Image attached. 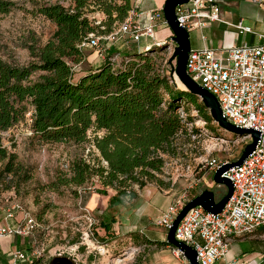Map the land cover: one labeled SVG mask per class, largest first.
Returning a JSON list of instances; mask_svg holds the SVG:
<instances>
[{"label": "trees", "instance_id": "obj_1", "mask_svg": "<svg viewBox=\"0 0 264 264\" xmlns=\"http://www.w3.org/2000/svg\"><path fill=\"white\" fill-rule=\"evenodd\" d=\"M73 2L69 8L59 3L39 7V13L56 28L45 44L29 47L32 60L18 63L0 56V137L1 132L24 123L31 111V135L37 140L88 144L94 156H75L69 176L56 184L87 187L96 180L100 188L94 192L106 196L108 189L113 190L108 203L114 204L132 186L162 184L159 174L165 156H177L181 150L178 137L199 133L198 128L188 129V123L194 117L205 125L213 119L198 96L177 87L168 62L154 55L164 43L147 48L138 45L117 66L107 54L97 67L83 69L85 48L78 45L89 33L112 32L125 18L131 1ZM90 3L98 6L103 19L85 14ZM12 5L10 0H0V13ZM75 65L78 71L72 70ZM189 106L195 111L193 116ZM0 161V185L6 177L19 176L16 154L1 143ZM202 175L194 172L195 178ZM26 179L22 175L20 181ZM99 224L107 235L110 222ZM145 241L153 242L147 237ZM154 242L169 245L165 240ZM0 259L4 261L3 256Z\"/></svg>", "mask_w": 264, "mask_h": 264}, {"label": "rangeland", "instance_id": "obj_2", "mask_svg": "<svg viewBox=\"0 0 264 264\" xmlns=\"http://www.w3.org/2000/svg\"><path fill=\"white\" fill-rule=\"evenodd\" d=\"M10 1L13 3L11 9L6 13H0V56L18 63L32 60L29 47H40L45 44L56 28L39 13V7L54 3L66 8L74 5L73 0ZM218 2L224 19L237 22L243 17L244 23L249 25L253 32L264 34L263 7L252 0ZM84 12L90 19L95 18L97 21L103 19L98 6L93 3L87 5ZM166 28L171 36L168 25ZM217 31L224 37L218 42V44L221 42L220 46L227 43L225 41L227 36H234L236 33L233 27L225 24H220ZM202 32L206 37L210 36L206 28ZM164 36V32L161 31L156 34L157 38ZM241 36L247 42L253 41L249 33ZM212 38L216 45L217 39ZM189 39L191 47L200 45L199 30L190 31ZM150 41L148 38H142L139 43H133L127 37L120 38L115 43L103 41L105 47L108 46L105 57L107 54L111 55V61L117 66L124 54ZM122 43L125 44L123 48ZM118 46L121 48L118 49ZM174 46L173 41L166 42L162 50L154 53L162 57L164 64L168 62L167 68L171 70L175 66V60L170 59ZM84 53L86 57L82 64L83 69L102 61L90 48H85ZM172 78L177 87L185 89L175 75ZM187 108L189 115L193 116L195 111L191 106ZM191 127L198 128L199 133L179 136L181 150L177 156H165L162 173L159 174L162 184L149 183L141 189L132 186L127 194L121 195L118 203L114 204L108 203L109 196L115 193L113 190L108 189L106 196L94 192L100 188L96 180L87 187L56 184L63 176H69V165L75 156L82 155L86 159L94 156L88 144L41 142L28 134V128L24 123L1 132L0 143L9 152L16 154V162H19L21 170L15 179L6 177L1 182L0 222H4L3 208L10 203L18 202L25 210L31 212L40 224L30 236L19 237L18 243L15 238L2 240V246L4 248L37 246L42 250V258L38 264H48L51 258L58 256V253L71 258L76 264H164L161 256L164 250L170 251L172 255L171 246L160 245L154 241L166 239V231L155 224L161 212L160 206L166 204V196L174 197L180 194L193 180L194 172L199 171L203 173V179L190 193L209 188L214 192L215 200L220 199L225 193V187L213 182L214 172L206 169L205 160L210 157L235 160L244 145L250 142V136H238L228 132L214 120L205 125L204 121L194 117L193 122L188 123V129ZM88 134L91 137V132ZM2 163L3 161H0V168ZM22 175L27 176L25 181H20ZM15 218H17L15 221L20 220V214L15 212ZM99 221L110 222L107 235H104ZM86 233L89 238H86ZM146 237L153 242L145 241ZM232 248L246 249L244 253L250 251L248 241L235 243ZM173 258L179 264H188L182 257ZM221 262L222 260H218L214 264ZM0 263L4 264V261L0 259Z\"/></svg>", "mask_w": 264, "mask_h": 264}, {"label": "built area", "instance_id": "obj_3", "mask_svg": "<svg viewBox=\"0 0 264 264\" xmlns=\"http://www.w3.org/2000/svg\"><path fill=\"white\" fill-rule=\"evenodd\" d=\"M218 1L189 0L177 5L175 15L178 24L188 32L199 30L202 41L206 40L202 30L215 23L233 27L238 35L249 33L258 41L264 40V34L253 32L244 23L243 17L237 22L224 19ZM252 1L264 9V0ZM160 26H167L162 7L140 9L138 4H134L112 32L89 33L78 46L92 49L104 60L108 46L106 48L103 41L115 43L118 39L127 37L131 42L139 43L142 38L150 39L144 48L172 41L169 35L156 37ZM78 69V65L72 67L73 71ZM186 71L194 81L216 97L222 114L229 123L259 132L253 150L239 165L224 172L233 184V191L222 211L214 214L197 205L188 210L175 229L174 237L195 249L200 264H214L225 258L234 239L249 236L264 225V42L190 47ZM31 114L28 111L24 121L28 134H31ZM229 161L210 157L205 160V166L214 172L221 164ZM200 183L201 178L194 177L180 194L172 198L156 218L155 224L167 232L183 206L202 190L190 193ZM3 210L0 249L4 264H38L42 258V250L37 246L1 248V241L30 236L40 227L39 222L18 202L10 203ZM15 212L20 214V220L15 221ZM86 238H89L87 233ZM170 246L174 257L185 259L177 247ZM227 264H239V261L233 259ZM257 264H264V251Z\"/></svg>", "mask_w": 264, "mask_h": 264}, {"label": "water", "instance_id": "obj_4", "mask_svg": "<svg viewBox=\"0 0 264 264\" xmlns=\"http://www.w3.org/2000/svg\"><path fill=\"white\" fill-rule=\"evenodd\" d=\"M188 1L189 0H164L162 4V11L165 20L172 33L171 40L175 43L172 55L170 56L171 60H175V66L171 75H176L177 79L184 85L186 90L200 98L203 105L209 110L212 119L218 124V126L238 136H250V142L244 145L243 150L237 159L221 164L213 173V182L221 184L225 187V193L221 196V198L215 200L214 192L212 190L208 188L202 189L199 194L194 196L183 206V208L173 219L171 227L166 232L165 241L169 243V245L177 247L188 261V264H200L197 261L195 249L174 237L175 229L179 221L184 217L188 210L197 205L202 206L207 212L214 214L222 211L233 191V184L231 180L226 175H224V172L235 165H239L242 160L253 150L257 143L259 132L250 128L237 127L229 123L223 116L216 97L199 85L196 81H194L187 73L186 60L191 47L189 32L178 24L175 15V7ZM48 264L76 263L69 257L55 256L51 258Z\"/></svg>", "mask_w": 264, "mask_h": 264}, {"label": "crops", "instance_id": "obj_5", "mask_svg": "<svg viewBox=\"0 0 264 264\" xmlns=\"http://www.w3.org/2000/svg\"><path fill=\"white\" fill-rule=\"evenodd\" d=\"M130 1H131V6L134 5V4H138L140 9L160 8V7H162V4L164 2V0H130ZM219 25L220 24H216L215 23V24L207 25L205 27L206 30L208 32H210V36H211V37L207 36L205 41L201 40V35H200V32H199V39H200L201 43H200V45H197L195 47H200V46H203V45H208V46H212V47H219L220 46L219 44L221 42L219 44H218V42H219V40H222V37H223L222 34L220 35V33H218V31H217V29L219 28ZM159 31L164 32L165 36H168L170 34L168 29L165 28V27H161V26L158 27L156 34H158ZM237 35L238 34L236 32L234 34V36H227L226 40H225L227 42L226 44L235 45V44H240L242 42H247V41L243 40V38L241 36L243 34H241L239 36H237ZM212 37H215V39H217V44L216 45H214V38H212ZM223 39H224V37H223ZM251 40H253V41L250 42V43H255L254 40H257V38L254 35H252L251 36ZM147 43H144V45L147 44ZM226 44H224V45H226ZM124 45L125 44L122 43L121 47L123 48ZM144 45H142V46H144ZM224 45H222V46H224ZM121 47L118 46L117 48L120 49ZM110 49H111V47H110ZM88 61H90V60H88ZM99 64H100V62L98 61V63L91 64V65H92V68H95ZM202 179H203V175L201 177V181H202ZM171 196H169V195L166 196V204H162L160 206L161 212L159 213V216L162 213V211L167 207V205L170 203V201L172 200L173 197H171ZM263 227H264V225L259 227L253 234H251L249 236H245V237H242V238L234 239L231 242L230 246H229V250H228L225 258L222 260V262L220 264H227V262H229V261H231L233 259H237L239 261V264H257L261 253L264 251V231H262ZM244 241H248L249 242V245H250L249 253H244L246 251V249L244 250V249L238 248L236 250H233L232 247H233V245L235 243L244 242ZM167 246H169V245H167ZM1 248H4L2 246V243H1ZM1 257H2V255L0 254V258ZM173 257L174 256H172L170 254V251L164 250V252H163V254L161 256V258H162L161 260H163L164 264H179V262L176 259H174Z\"/></svg>", "mask_w": 264, "mask_h": 264}, {"label": "bare ground", "instance_id": "obj_6", "mask_svg": "<svg viewBox=\"0 0 264 264\" xmlns=\"http://www.w3.org/2000/svg\"><path fill=\"white\" fill-rule=\"evenodd\" d=\"M176 76V75H175ZM178 80V79H177ZM179 81V80H178ZM180 82V81H179ZM181 83V82H180ZM182 84V83H181ZM183 85V84H182ZM183 87H184V85H183ZM185 88V87H184Z\"/></svg>", "mask_w": 264, "mask_h": 264}, {"label": "flooded vegetation", "instance_id": "obj_7", "mask_svg": "<svg viewBox=\"0 0 264 264\" xmlns=\"http://www.w3.org/2000/svg\"><path fill=\"white\" fill-rule=\"evenodd\" d=\"M60 257H67V256H62V255H60Z\"/></svg>", "mask_w": 264, "mask_h": 264}]
</instances>
